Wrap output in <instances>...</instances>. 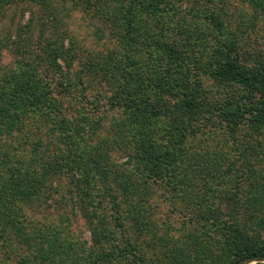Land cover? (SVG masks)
Wrapping results in <instances>:
<instances>
[{"label": "trees", "instance_id": "16d2710c", "mask_svg": "<svg viewBox=\"0 0 264 264\" xmlns=\"http://www.w3.org/2000/svg\"><path fill=\"white\" fill-rule=\"evenodd\" d=\"M243 1L255 27L264 0ZM17 2L0 0V17ZM69 2L110 27L111 47L81 45L64 24ZM223 2L40 0L36 42L33 15L3 43L19 57L0 65V264H236L264 254V49H243ZM87 80L107 85L106 111L96 113L99 95L93 110L82 101ZM219 135L238 158L211 147ZM157 189L183 216L175 229L157 218ZM47 204H73L92 242L69 215L33 221Z\"/></svg>", "mask_w": 264, "mask_h": 264}, {"label": "rangeland", "instance_id": "374dc122", "mask_svg": "<svg viewBox=\"0 0 264 264\" xmlns=\"http://www.w3.org/2000/svg\"><path fill=\"white\" fill-rule=\"evenodd\" d=\"M219 4L218 8L221 11L222 16L227 19L232 27L235 29L236 32H239L240 39L242 36L241 46L246 51H253L258 53L259 51L264 49V17L258 19L256 21L255 27H249L248 23L249 20L255 17V12L252 7L243 0H225ZM66 8L63 9L65 12V19L64 24L69 28L72 34H74L80 41L81 45L86 47V49L90 52H103L106 50L107 47H111L113 44V39L110 40V27L107 26L100 18L97 16L92 17L90 14H87L83 11V8L80 9H73L71 8V2L65 4ZM59 7V6H58ZM221 7V8H220ZM5 9V8H4ZM82 9V10H81ZM43 13L42 5L40 4V0H19V2L11 4L6 7L4 10V14L0 17V65L11 63L17 57L15 54V49L13 47L8 46L6 47L3 43L9 42L11 40L16 31L18 30L20 25L26 24V22L33 16L35 18L34 29V40L38 35H40V28L45 29L42 26L41 21H43L41 15ZM202 26L206 23L202 21ZM243 32V33H242ZM49 33L45 30V34ZM2 42V44H1ZM41 48V45H39ZM81 67V63L78 61L74 65V70H78ZM51 74V73H50ZM54 80L57 77L53 78ZM90 79V78H87ZM89 84V86L87 85ZM85 85L87 88L85 89V97L83 96V100L86 103V106L89 110H93L96 107V97L99 98L105 96V94H109L110 91L108 90L107 85L101 84L98 81H90L87 80ZM84 85V87H85ZM78 89L76 90V93ZM77 95V94H76ZM88 97L89 100H86ZM101 99V98H100ZM100 101H103L102 99ZM99 109L100 111H96V113H101L102 110L106 111L105 99L103 102H99ZM97 105V106H98ZM108 109V108H107ZM117 114V112L113 109L110 110V119L112 115ZM97 115V114H96ZM110 119H106L105 127H108L110 123ZM221 141L218 144V141H209L211 143V147H216L219 150L222 148L223 150L228 151V155L230 158H238V154L235 153L234 148L231 147L233 141L230 139L228 143L230 146H227L226 140L223 135H219ZM219 145V146H218ZM64 183H62L63 185ZM64 187V186H63ZM65 192L63 189L60 193L54 194V198L59 200L61 199V193ZM169 194H162L160 189L156 190L155 193V202L158 204L157 210V218L160 220L167 221V223L173 225V229L176 226H179L183 216L179 213H172V206L173 202L169 200ZM176 205L183 207V202L181 200H177ZM72 206L73 204L68 205H45L43 206V213L41 215L36 216L34 215L33 221L37 220L40 223L44 222L45 218L43 215H49L51 218H56L58 214L62 215H69L71 217V225L73 231L77 234V236H81L83 239H86L89 243L92 242V235L87 227L85 219L80 214H73L72 213ZM77 212V206H76ZM78 213V212H77ZM40 214V213H39ZM170 216V217H168ZM112 223H113V219ZM49 223V221L47 222Z\"/></svg>", "mask_w": 264, "mask_h": 264}, {"label": "water", "instance_id": "95a60500", "mask_svg": "<svg viewBox=\"0 0 264 264\" xmlns=\"http://www.w3.org/2000/svg\"><path fill=\"white\" fill-rule=\"evenodd\" d=\"M257 262H264V254L263 255H257L252 257H246L244 259H241L236 264H254Z\"/></svg>", "mask_w": 264, "mask_h": 264}]
</instances>
